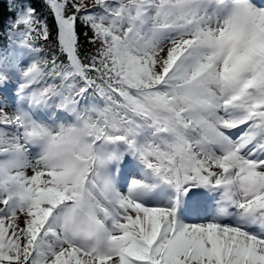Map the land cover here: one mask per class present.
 I'll list each match as a JSON object with an SVG mask.
<instances>
[{
  "label": "snow or ice",
  "instance_id": "snow-or-ice-1",
  "mask_svg": "<svg viewBox=\"0 0 264 264\" xmlns=\"http://www.w3.org/2000/svg\"><path fill=\"white\" fill-rule=\"evenodd\" d=\"M6 4L0 264H264V0Z\"/></svg>",
  "mask_w": 264,
  "mask_h": 264
},
{
  "label": "trees",
  "instance_id": "trees-1",
  "mask_svg": "<svg viewBox=\"0 0 264 264\" xmlns=\"http://www.w3.org/2000/svg\"><path fill=\"white\" fill-rule=\"evenodd\" d=\"M40 3H36L35 7H38ZM0 8L3 10V18L6 19L9 15V12L7 11V4L6 0H0Z\"/></svg>",
  "mask_w": 264,
  "mask_h": 264
}]
</instances>
